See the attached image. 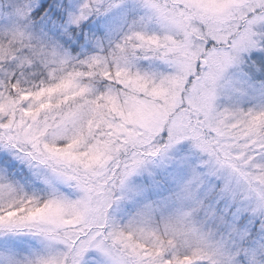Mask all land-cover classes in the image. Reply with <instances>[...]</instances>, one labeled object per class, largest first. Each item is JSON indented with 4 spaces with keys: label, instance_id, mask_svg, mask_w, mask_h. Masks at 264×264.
<instances>
[{
    "label": "snow or ice",
    "instance_id": "snow-or-ice-1",
    "mask_svg": "<svg viewBox=\"0 0 264 264\" xmlns=\"http://www.w3.org/2000/svg\"><path fill=\"white\" fill-rule=\"evenodd\" d=\"M0 264H264V0H0Z\"/></svg>",
    "mask_w": 264,
    "mask_h": 264
}]
</instances>
